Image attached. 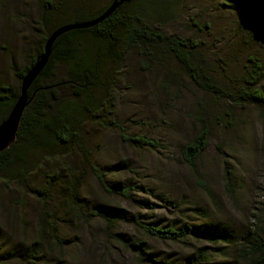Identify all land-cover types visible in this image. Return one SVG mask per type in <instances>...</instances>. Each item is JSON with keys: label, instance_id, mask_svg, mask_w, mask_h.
Here are the masks:
<instances>
[{"label": "rangeland", "instance_id": "374dc122", "mask_svg": "<svg viewBox=\"0 0 264 264\" xmlns=\"http://www.w3.org/2000/svg\"><path fill=\"white\" fill-rule=\"evenodd\" d=\"M52 8L47 25L80 14L104 10L112 0H47ZM147 22L166 35L197 44L198 62L223 89L242 88L248 58L264 60V0H133ZM46 0H0V85L17 87L15 72L24 69L37 52ZM57 75L65 74L58 63ZM104 86L97 91L100 112L86 121L82 134L92 160L105 173L108 187L131 185L130 199L106 194L87 172L78 190L75 209L64 204L63 168L81 167L75 147L62 158L46 160L37 153L28 179L0 177V264H21L25 250L37 239V219L43 205L33 190L45 174H60L54 189L59 237L65 240L58 257L46 264H149L122 246L115 235L146 240V254L181 263L198 251L213 252L215 260L243 264L226 244L187 241L171 243L148 238L128 222L134 214L145 221L167 224L185 220L222 229L230 245L255 225L264 228V109L254 102L235 104L216 93L196 88L177 61L165 53L149 61L139 50L121 61L106 57L101 65ZM264 93V78L257 85ZM201 113L211 135L198 160L208 193L198 185L189 166L180 160V148L197 129ZM157 139L155 149L135 148L121 142L120 129ZM42 166L37 167L41 164ZM231 178L232 196L225 184ZM148 206L150 208H148ZM95 211L116 213L114 228L107 229ZM223 251L224 253H221ZM145 254V255H146ZM39 264H43L42 261Z\"/></svg>", "mask_w": 264, "mask_h": 264}, {"label": "trees", "instance_id": "16d2710c", "mask_svg": "<svg viewBox=\"0 0 264 264\" xmlns=\"http://www.w3.org/2000/svg\"><path fill=\"white\" fill-rule=\"evenodd\" d=\"M46 2L50 7L43 12L41 21L46 34L40 37L37 52L24 69L15 72L17 87L0 85V122L7 117L16 102L21 78L42 53L46 38L59 26L96 18L111 4L89 17L77 14L71 19L66 18L47 25L52 5L50 1ZM137 11L143 9L137 8L133 0H124L110 16L97 25L67 31L54 41L46 65L28 89L29 101L20 120L16 140L9 148L0 152V177L10 170L9 178L22 183L28 179L32 168L35 167L32 163L37 160L32 159L37 153L45 152V159L53 161L62 158L68 148L75 147L81 157V167L79 169L67 164L63 168L67 194L63 197L64 204L72 209L78 205V190L87 172L95 177L99 187L106 194L130 199L131 193L135 191L131 185H106L105 173L94 164L82 129L86 121L95 118L103 104V101L97 98V91L104 86L100 73L104 59L112 57L121 61L134 49L139 50L149 61L169 53L196 88L207 93L220 94L235 104H239V101L254 102L264 109V93L257 87L264 78V60L256 56L249 57V67L243 76L242 88L235 92L223 89L199 64L197 44L194 41L164 34L159 27L147 22L144 11L142 14H137ZM58 63L65 66V74L61 76L55 71ZM261 119L264 122V115H261ZM196 122L194 135L181 146L179 155L181 162L193 171L198 185L208 193L197 163L208 146L211 129L201 113L196 117ZM119 129L121 142L129 146L140 149H155L160 146L157 139L142 134H129ZM40 166L42 163L37 165ZM42 182L40 187L33 190L43 205L42 213L37 219V239L25 250V254L20 258L21 264H39L41 261L46 264L47 259L50 261L49 255L58 257L64 248L65 240L58 235L56 208L54 205H51L50 209L46 207L47 202L55 201L53 194L60 182V174H45ZM225 184L229 195L232 196L228 172L225 175ZM92 215L102 219L108 230L114 228L118 218L115 212L112 216H108L104 211H95ZM127 220L148 238L171 243L194 241L215 246L226 244L228 247L223 249L232 247L237 261L243 264H264V228L258 225L244 232L235 245H230L226 231L185 220L161 224L159 221L142 220L134 214H130ZM115 240L124 248L133 251L141 261L149 264H178L159 259L151 253L146 254L147 242L144 239L116 234ZM212 254L213 252L198 251L184 257L179 264H230L227 261L215 260V255Z\"/></svg>", "mask_w": 264, "mask_h": 264}, {"label": "water", "instance_id": "95a60500", "mask_svg": "<svg viewBox=\"0 0 264 264\" xmlns=\"http://www.w3.org/2000/svg\"><path fill=\"white\" fill-rule=\"evenodd\" d=\"M123 2L124 0H113L111 4L96 18L89 21L69 23L59 26L46 38L42 53L35 59L32 66L21 78L19 96L16 102L12 106L7 117L0 122V152L9 148L16 140L20 120L29 101L28 89L46 65L54 41L67 31L97 25L110 16Z\"/></svg>", "mask_w": 264, "mask_h": 264}]
</instances>
